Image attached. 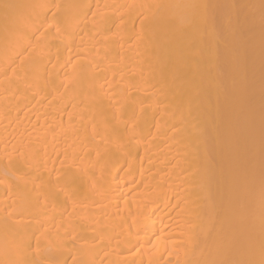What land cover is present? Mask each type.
Instances as JSON below:
<instances>
[{
    "label": "bare ground",
    "instance_id": "6f19581e",
    "mask_svg": "<svg viewBox=\"0 0 264 264\" xmlns=\"http://www.w3.org/2000/svg\"><path fill=\"white\" fill-rule=\"evenodd\" d=\"M0 264H264V0H0Z\"/></svg>",
    "mask_w": 264,
    "mask_h": 264
}]
</instances>
